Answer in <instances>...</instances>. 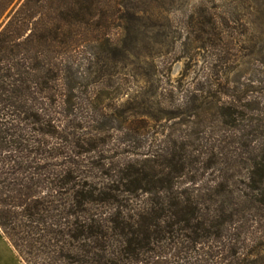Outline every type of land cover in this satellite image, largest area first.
I'll list each match as a JSON object with an SVG mask.
<instances>
[{
	"label": "trees",
	"instance_id": "1",
	"mask_svg": "<svg viewBox=\"0 0 264 264\" xmlns=\"http://www.w3.org/2000/svg\"><path fill=\"white\" fill-rule=\"evenodd\" d=\"M105 1L26 0L40 11L0 33L2 232L26 264H264V99L196 89L191 132L131 126L138 151L120 153L74 95L82 62L117 51L75 43Z\"/></svg>",
	"mask_w": 264,
	"mask_h": 264
},
{
	"label": "rangeland",
	"instance_id": "2",
	"mask_svg": "<svg viewBox=\"0 0 264 264\" xmlns=\"http://www.w3.org/2000/svg\"><path fill=\"white\" fill-rule=\"evenodd\" d=\"M25 4L0 3V33L12 19L17 23L28 10L40 9ZM83 22L77 29L86 37L75 42L82 44L83 60L91 49L106 55L102 34L117 51L103 60L104 74L99 61L91 70L82 62L76 110L125 142L120 153L138 151L131 126L145 127L149 139L191 132L198 121L194 108L203 100L191 99L196 89L200 98L214 95L216 102H231L244 91L264 99V0H106L93 20ZM137 112L145 116L133 118Z\"/></svg>",
	"mask_w": 264,
	"mask_h": 264
},
{
	"label": "crops",
	"instance_id": "3",
	"mask_svg": "<svg viewBox=\"0 0 264 264\" xmlns=\"http://www.w3.org/2000/svg\"><path fill=\"white\" fill-rule=\"evenodd\" d=\"M0 264H26L0 228Z\"/></svg>",
	"mask_w": 264,
	"mask_h": 264
}]
</instances>
